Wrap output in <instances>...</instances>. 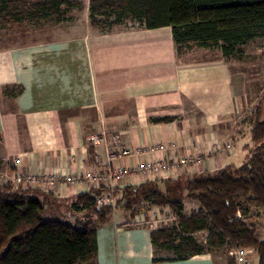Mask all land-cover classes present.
Segmentation results:
<instances>
[{
	"label": "crops",
	"instance_id": "1",
	"mask_svg": "<svg viewBox=\"0 0 264 264\" xmlns=\"http://www.w3.org/2000/svg\"><path fill=\"white\" fill-rule=\"evenodd\" d=\"M75 10L78 8L1 31L14 26L37 29L74 24V17L64 14ZM82 24L83 32L72 36L0 46V90L9 85L23 88L16 99L0 93V138L5 141V151L15 159L21 157L22 162L14 170L13 160L12 174L76 175L72 185L63 181L56 188L45 189L60 200L156 179L149 172H138L113 179L110 188L80 182L78 176L96 166L107 167L105 144L101 140L96 145L93 137L103 139L111 134L120 138V145L114 146L116 154L122 148L130 151L111 162L113 169H137L187 155H210L211 159L191 171L179 167L178 174L238 164L249 140L250 125L245 117L264 95V80L255 86L264 69L263 38L225 56L218 47L178 49L169 26H119L104 33L90 25L89 6L83 8ZM259 39L260 46L247 49ZM249 58L254 59L248 62ZM252 68L257 78L249 76ZM213 143L219 144V151L211 154ZM198 207L195 202H185V212ZM156 210L150 207L133 218L129 212L115 209L96 233L98 264H230L224 246H211L182 259L172 251L157 249L151 231L175 223L163 222L155 228L134 224L152 220Z\"/></svg>",
	"mask_w": 264,
	"mask_h": 264
},
{
	"label": "trees",
	"instance_id": "2",
	"mask_svg": "<svg viewBox=\"0 0 264 264\" xmlns=\"http://www.w3.org/2000/svg\"><path fill=\"white\" fill-rule=\"evenodd\" d=\"M78 6L76 0H0V30ZM88 6L93 28L105 33L119 26H169L178 49L218 47L230 56L248 42L264 39V0H89ZM22 91L9 85L0 93L16 99ZM245 120L250 129L241 164L159 175L113 189L114 207L98 205L104 189L84 193L70 204L72 221L43 218L47 205L61 201L52 191L0 184V264H98L96 233L112 212L120 208L135 218L150 207H168L176 216L173 226L151 231L157 249L182 259L224 246L233 264L234 249L243 247L264 264V95ZM186 201L199 207L185 212ZM197 232L206 233L205 243L195 237Z\"/></svg>",
	"mask_w": 264,
	"mask_h": 264
},
{
	"label": "built area",
	"instance_id": "3",
	"mask_svg": "<svg viewBox=\"0 0 264 264\" xmlns=\"http://www.w3.org/2000/svg\"><path fill=\"white\" fill-rule=\"evenodd\" d=\"M103 140L106 152L108 155V165L107 167L96 166L92 171L87 172L84 176L83 174L78 176V180L82 182L86 180L91 184L95 185H105L106 187L110 186V181L115 178H123L125 176L133 175L138 172H149L155 176L161 175L163 173H177L179 167H187L188 171L197 165H202L203 163L209 162L211 156H199V155H187L184 157H176L173 159H160L159 161L147 163L145 165H140L137 169H125L121 167L111 168L110 164L117 157H124L130 155V151L126 148H122L119 154H116L114 151L115 145H120V138L117 134H111L103 139L98 137H93V141L96 145L100 144ZM226 147L230 150L231 144L227 143ZM219 151V144L213 143L211 154L213 152ZM14 167L16 170H19L18 167L21 166V157H17L14 161ZM15 183L18 186L22 187H38L41 189H48L50 187L56 188L63 181L72 185L77 181L76 175H61L58 174H45L37 175L31 173H21L20 171H15L13 176ZM117 198L112 191L101 194L97 198V203L99 206H112L116 204ZM176 220V216L171 213L169 208L157 209L154 213L152 220H137L135 225H148L152 228L158 226V224L163 222H173ZM202 243L206 242V234ZM254 251L250 248L236 247L234 249V263L233 264H249V257L253 254Z\"/></svg>",
	"mask_w": 264,
	"mask_h": 264
},
{
	"label": "rangeland",
	"instance_id": "4",
	"mask_svg": "<svg viewBox=\"0 0 264 264\" xmlns=\"http://www.w3.org/2000/svg\"><path fill=\"white\" fill-rule=\"evenodd\" d=\"M80 3V7L78 6V10H75L71 13L64 14L65 16H72L73 19L77 23H66L63 25H56V24H49L46 27L37 28L31 27L27 28L26 26H14L13 28L9 29V31H1L0 30V46L10 44V43H20V42H30L40 38H55L60 36H72L73 34H78L83 32V8L88 6L89 0H76ZM85 11V10H84ZM70 15V16H69ZM6 30V29H5ZM262 40L254 41V45H249L247 49L255 48L256 46H260L262 44ZM255 46V47H254ZM246 49V48H245ZM254 58L247 59L248 62L253 61ZM251 74H249L252 78H257L255 73V68H252ZM258 77L260 78L259 82L255 83L259 85L261 80H264V69L262 70V74H259ZM257 102V101H256ZM248 142V140L246 141ZM6 144L0 138V158L2 161L0 162V184H5L7 182L12 183L15 186V181L11 172V163L15 159L13 154L5 151ZM9 153V154H8ZM245 152L243 148L241 149V153L239 154V161L238 164H241L244 158ZM14 158H13V157ZM14 163V162H13ZM237 163V162H236ZM15 170V168H14ZM77 196L71 197L69 199L61 200L60 202L57 201L51 205H47L45 207V212L43 214V218L45 220H59V221H72L74 219L75 211L70 207L72 200H74ZM199 241H203L205 234L197 233L195 234ZM249 264H258L257 255L254 253L249 258Z\"/></svg>",
	"mask_w": 264,
	"mask_h": 264
}]
</instances>
